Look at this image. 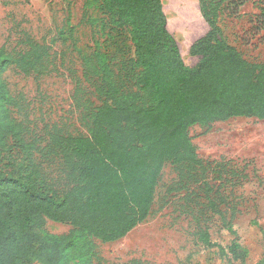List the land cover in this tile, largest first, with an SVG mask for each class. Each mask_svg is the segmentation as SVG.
<instances>
[{
    "label": "trees",
    "instance_id": "trees-1",
    "mask_svg": "<svg viewBox=\"0 0 264 264\" xmlns=\"http://www.w3.org/2000/svg\"><path fill=\"white\" fill-rule=\"evenodd\" d=\"M225 1L200 0L211 31L191 46L200 61L189 67L168 29L163 0H103L111 24L131 27L140 70L131 73L133 90L124 92L102 60L83 59L84 76L98 83L101 96V104L86 107L77 90L89 135L66 134L55 126L47 139L30 136L26 121L13 118L22 113V101L3 80L10 67L25 76L52 74L58 57L54 46L66 43L73 28L60 30L50 44L27 37L15 54L0 48V264H71L76 258L92 264L91 238L120 241L149 217L166 164L206 175L209 165L190 136L193 126L239 117L264 120V63H251L225 41H214L222 37ZM90 5L86 2L83 19ZM14 150L19 158L4 164L5 154ZM37 155L62 159L69 182L62 196L47 185ZM226 185L225 179L217 186L205 182L207 212L233 236L228 254L244 260L247 250L234 226L237 207H229L222 192ZM47 220L70 225L72 231L41 234ZM198 238L226 253L207 231Z\"/></svg>",
    "mask_w": 264,
    "mask_h": 264
},
{
    "label": "rangeland",
    "instance_id": "rangeland-1",
    "mask_svg": "<svg viewBox=\"0 0 264 264\" xmlns=\"http://www.w3.org/2000/svg\"><path fill=\"white\" fill-rule=\"evenodd\" d=\"M86 2H91L84 18ZM168 29L176 38L182 58L195 67L200 57L191 54V46L210 33L200 0H163ZM222 37L251 63H264V0H226L219 18ZM72 35L59 41L56 70L47 76H25L14 67L3 75L9 92L21 99L24 109L15 113L18 122L26 121L29 135L44 137L55 126L66 134L89 135L84 108L77 104V90L86 107L101 104L98 83L84 76L83 59L97 57L109 66L113 81L124 92L133 90L131 73L135 65V47L131 27H118L108 21L103 0H0V48L15 54L30 37L50 44L60 30ZM89 117V116H86ZM190 136L199 157L209 165L200 171L166 164L160 177L149 217L124 239L103 243L91 238L95 257L92 264H260L264 259V120L234 118L210 126L196 125ZM45 144V143H44ZM16 151L5 154L4 164L17 160ZM35 161L46 183L59 195L69 187L63 161L59 157L37 155ZM221 164L224 165L221 172ZM227 181L222 192L229 207H237L234 222L239 244L247 250L244 260L228 254L233 236L223 229L218 217L207 212L205 182L217 186ZM72 227L50 220L41 234L68 235ZM207 231L213 242L226 249L207 248L198 238ZM81 258L71 264H81Z\"/></svg>",
    "mask_w": 264,
    "mask_h": 264
}]
</instances>
